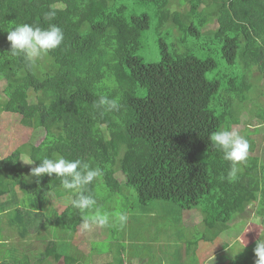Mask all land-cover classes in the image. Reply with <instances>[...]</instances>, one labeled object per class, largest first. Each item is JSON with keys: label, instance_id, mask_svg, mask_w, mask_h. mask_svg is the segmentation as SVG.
Segmentation results:
<instances>
[{"label": "trees", "instance_id": "trees-1", "mask_svg": "<svg viewBox=\"0 0 264 264\" xmlns=\"http://www.w3.org/2000/svg\"><path fill=\"white\" fill-rule=\"evenodd\" d=\"M211 21L216 24L206 29ZM22 24L57 25L64 40L34 61L12 55L8 31ZM147 39L156 62L144 61ZM253 70L264 78V0H0V112L43 130L38 144L0 157V214L22 238L32 230L50 237L34 264L60 257L80 264L89 253H116L94 264H122L125 236L133 246L136 237L128 219L121 226L113 198H101L103 192H122L142 206L157 201L161 209L167 203L180 212L198 209L207 232L187 242L193 253L198 241L213 242L232 228L252 198L264 222L256 130H243L249 153L232 177L231 162L210 140L213 132L231 131L253 104L262 108L264 92L252 82ZM101 96L117 99L119 110L95 107ZM57 155L101 169L80 190L96 200L94 209L74 208L76 191L63 189L55 174L31 176L40 159ZM25 156L34 164L23 163ZM52 195L66 203L60 213L47 206ZM97 213L109 217L107 237L123 241L84 252L73 245L72 232L85 218L95 223ZM256 241L237 251L223 244V264H255Z\"/></svg>", "mask_w": 264, "mask_h": 264}, {"label": "rangeland", "instance_id": "rangeland-1", "mask_svg": "<svg viewBox=\"0 0 264 264\" xmlns=\"http://www.w3.org/2000/svg\"><path fill=\"white\" fill-rule=\"evenodd\" d=\"M215 24V22L211 21L206 29L212 28ZM146 41L147 45L143 49L146 53L144 61L156 62L159 56L156 50L153 49L152 40L147 39ZM257 75L258 72L253 70L250 78L254 84L256 83V88L262 89L260 91L264 92V86H258L256 82ZM257 79L258 81H262L261 85H264V78L258 75ZM1 89L2 80L0 79ZM258 101L262 103V108H259L257 104H253L251 111L244 110L240 115V122L237 125H233L231 131L235 130L242 136L243 130L247 127L250 130H256L254 134L251 133L255 141V151L252 154L259 157V166H261L264 164V95L260 96ZM261 111H263V117L258 115V112L261 113ZM26 122L28 124L23 123L19 115L0 112V157L10 154L20 146L38 144L41 141L43 130L33 127L31 121ZM127 170L129 169L127 168ZM130 174L128 173L127 175ZM121 194L123 193L109 194L103 192L101 198L104 196L113 198L110 205L113 206L114 215L126 211L125 215L128 217V226L131 229V233L136 237L134 241L135 246H133L131 244L128 245L129 237L125 236V245L122 253L126 256V264H130L128 263V259L132 257L133 263L136 264H216L220 260H226L225 254L228 253L226 246H231L232 251H237L244 244L245 246H249L252 242L258 240L260 235H264V222L255 214L256 199L252 198V202L247 206L245 212L234 218L231 224L232 228L224 229V232L217 236L213 242L198 241V247L195 248L194 253L191 251L186 252L185 243L207 232L198 209L180 212L178 211V206L167 202L165 203H167L168 209H161L157 205V201L142 206L138 204L134 197L125 200L120 197ZM47 206L60 213L65 208L66 203L62 198H56L52 195L49 197ZM178 213H181L179 217ZM82 224L76 226L73 230L72 243L76 248L84 252H87L88 246L90 247L91 245H97L99 250H105L117 241H123L115 239L112 235L107 237V228L105 226L89 223V227L85 229ZM0 231L2 234L0 242L6 239V244L0 245L3 246L0 251L7 256H11L12 262L15 264L39 262V254L44 253L46 241L50 238L46 237L42 239L36 236L37 231L35 230H32L30 236L22 238L15 229L10 228L6 224V217L3 213L0 214ZM98 240L103 241L100 243ZM218 242L220 243L218 244ZM223 244L226 245H224L226 248ZM155 247L159 248V253H156ZM115 249L116 247L113 246V253H115ZM202 250L203 254L200 263L199 259ZM184 252L185 256H183ZM115 254L102 253L100 255L89 253L81 261L84 264H93L92 261L100 259L111 261ZM46 260L49 264H65L64 257L57 259L48 258ZM41 261L43 262V260Z\"/></svg>", "mask_w": 264, "mask_h": 264}, {"label": "clouds", "instance_id": "clouds-1", "mask_svg": "<svg viewBox=\"0 0 264 264\" xmlns=\"http://www.w3.org/2000/svg\"><path fill=\"white\" fill-rule=\"evenodd\" d=\"M47 15L52 17L55 13L50 12ZM7 40L10 42V52L12 55L22 53L29 61H34L42 54L59 47L64 40V34L62 29L57 25H50L45 29L39 26L22 24L8 31ZM95 107H104L107 110H119L120 105L117 99H109L106 96H101L99 101L95 104ZM210 140L214 147L223 151L224 159L231 162L232 167L229 176H235L238 171L237 165L240 162H244L248 157L250 148L249 141L237 131H229L226 129L213 132L210 135ZM20 160L28 165H32L35 162L27 156ZM39 161L40 163L31 169V176L39 178L44 175L52 176L55 174L56 177L61 179V186L63 189L76 191L77 197L71 201L74 208L79 209L81 212L95 208L96 200L89 195H85L83 191L80 190L83 186L91 184L94 179L101 176V169L92 168L88 163L80 159L69 160L58 155L54 158L45 156ZM37 183H39V180H37ZM92 219L93 222L100 226L109 224V217L107 214L101 215L97 213ZM127 219V215L123 213L118 214V220L122 227ZM89 223L87 218H85L83 224H81L83 228L87 229ZM47 242L48 240L46 241V245ZM2 244L6 243L1 242L0 245ZM1 247L3 246H0V248ZM253 251L257 257L255 264H264V235H260V239L256 241ZM40 257L41 255L39 254V258ZM46 259L48 258H44L47 262ZM9 260H12L11 256H9ZM30 263L34 264L37 262Z\"/></svg>", "mask_w": 264, "mask_h": 264}, {"label": "crops", "instance_id": "crops-1", "mask_svg": "<svg viewBox=\"0 0 264 264\" xmlns=\"http://www.w3.org/2000/svg\"><path fill=\"white\" fill-rule=\"evenodd\" d=\"M201 216V215H200ZM130 243H128V245H129ZM187 244L188 243H185V245H186V248H187ZM198 247V246H197ZM2 248V247H1ZM0 248V249H1ZM202 249H203V247H202ZM127 250H129V248H127ZM154 250L156 251V253H159V248L158 247H155L154 248ZM123 252V251H122ZM186 252H187V249H186ZM201 257H200V263H201V260H202V254H203V250L201 251ZM6 257L7 259H9V256H7L6 254H4V253H2L1 251H0V264H3V261H2V259H1V257ZM183 256H185V252L183 253ZM121 257L123 258V260H122V264H126V261H127V259H126V256L125 255H123V253H121ZM225 262V260L224 261H221L220 260V262H217L216 264H223ZM92 263L94 264L95 263V261H92ZM128 263H130V264H136V263H133V257L132 258H129L128 259ZM80 264H82V263H80ZM110 264H112V263H110Z\"/></svg>", "mask_w": 264, "mask_h": 264}]
</instances>
